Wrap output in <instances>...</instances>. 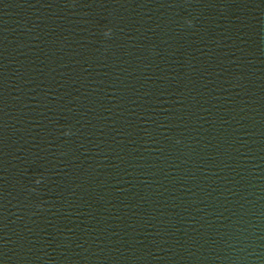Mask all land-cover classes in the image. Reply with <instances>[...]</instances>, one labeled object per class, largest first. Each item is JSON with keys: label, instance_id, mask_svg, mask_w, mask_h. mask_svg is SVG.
<instances>
[{"label": "water", "instance_id": "1", "mask_svg": "<svg viewBox=\"0 0 264 264\" xmlns=\"http://www.w3.org/2000/svg\"><path fill=\"white\" fill-rule=\"evenodd\" d=\"M0 264H264V0H0Z\"/></svg>", "mask_w": 264, "mask_h": 264}]
</instances>
